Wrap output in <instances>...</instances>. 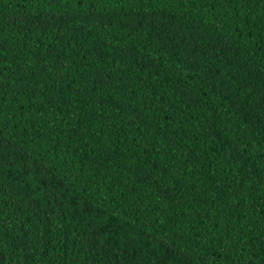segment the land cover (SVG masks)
Instances as JSON below:
<instances>
[{"label": "trees", "instance_id": "obj_1", "mask_svg": "<svg viewBox=\"0 0 264 264\" xmlns=\"http://www.w3.org/2000/svg\"><path fill=\"white\" fill-rule=\"evenodd\" d=\"M0 264H264V0H0Z\"/></svg>", "mask_w": 264, "mask_h": 264}]
</instances>
